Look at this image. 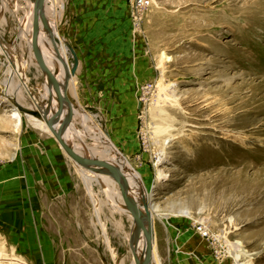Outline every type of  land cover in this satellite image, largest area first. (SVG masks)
Returning a JSON list of instances; mask_svg holds the SVG:
<instances>
[{
  "label": "rangeland",
  "instance_id": "rangeland-1",
  "mask_svg": "<svg viewBox=\"0 0 264 264\" xmlns=\"http://www.w3.org/2000/svg\"><path fill=\"white\" fill-rule=\"evenodd\" d=\"M150 1L139 29L133 25V0H62L60 14L50 7L46 15L74 49L76 16L85 13L91 64L133 69L140 83L135 91L139 149L134 157L122 153L124 171L129 165L136 171L159 207L152 213L158 215L157 231L162 221L167 226L179 221L187 230L181 242L204 246L209 264H264V0ZM30 4L0 0V45L10 47L15 63L0 50V264H88V254L99 264L106 244L118 263L132 264V215L116 181L78 166L52 133L27 116L33 115L26 108L28 92L38 101L32 111L43 118V106L51 104L43 97L47 82L33 47L21 37ZM71 4L75 16L69 18ZM18 66L19 75L9 73ZM23 76L27 83L21 84ZM72 79L68 95L75 98ZM162 82L173 84L176 98L165 112L156 107ZM72 104L92 130L75 117L82 140L71 143L84 156L86 151L102 156L103 142L94 133L107 137L106 108ZM15 109L22 115L20 127L12 118ZM126 184L139 200V189ZM201 226H207L209 237H203ZM237 242L245 258L235 253ZM107 258L114 264L111 255ZM151 264H160L157 252Z\"/></svg>",
  "mask_w": 264,
  "mask_h": 264
},
{
  "label": "crops",
  "instance_id": "crops-1",
  "mask_svg": "<svg viewBox=\"0 0 264 264\" xmlns=\"http://www.w3.org/2000/svg\"><path fill=\"white\" fill-rule=\"evenodd\" d=\"M61 1L62 0H50L49 6H48V2L46 1L44 5L45 12L47 8L51 7L55 11L56 10L58 11L56 12L57 14H60L62 12V6L60 7V5H62ZM29 7L31 9L30 19H28L24 24V28L26 29L27 32H25L21 36L23 37V39H27L28 43H30L29 35H30V27L32 24V18H33V5L30 4ZM73 8L74 5L71 4L70 11L68 14L69 18L75 16L74 15L75 11ZM48 10L49 9H47V11ZM76 11H78L77 8ZM76 17L78 18L77 28H79V35H78V39L76 38L74 39V42L73 41L70 42L74 43L73 45L74 51L76 52L79 60V67L75 76V79L77 81L76 90H78V93L76 91L77 96L75 98L73 96L72 97L69 96V98L72 102L75 100L77 105L79 104V106H83L84 108L90 107L91 103L93 106L95 105L104 106L106 108L105 118L107 120L108 125L105 133L108 138L102 137V139H100L101 133H98V131L94 133L96 137H99L98 139H96V141L99 143L100 141L103 142L102 143L103 150L100 153V155L102 156L97 158H100L98 160L113 162L118 168H120L118 166V161L126 160L122 156V153L129 155L130 157H134V155L137 152L136 150L139 149V146L137 145L138 143L136 136L137 108L135 109V91L139 92L140 83L138 80L135 81V74L131 72L133 71V69H131V71L128 70V68L124 70L122 66H116V64H114L112 67H104V68H101L99 65L96 66L91 64V62L94 61V58L88 56V18L85 13L79 14ZM52 23L56 25V22H52ZM42 39L46 42L48 47L55 54H56V48L60 53V49H58V45L55 47L53 46V41L51 39V34L49 31L47 32L43 30ZM6 47L10 50L9 46ZM13 53L14 52H12V54ZM42 55L53 77L54 72L56 70L55 61L48 53H42ZM4 57H6L9 61H11L9 57L5 55ZM34 58L37 59V56L34 55ZM100 58L98 60H100ZM73 62H74L73 59L69 58L68 61L69 68L73 67ZM16 70L18 74L19 66L18 69ZM117 74H122V75L121 77L120 76L117 77L116 76ZM64 76H65V70L63 68L60 72L61 84ZM72 81H74V79H72ZM72 81L70 82V86L72 85ZM22 82L27 83L25 76L21 77L20 83L23 84ZM58 83L60 85V80L58 81ZM12 87L13 86H11V88ZM9 93L12 94L11 89ZM28 93H29V97H30L29 101L31 102V105H29L26 108H28V110H37L38 109L37 97L32 93L30 94V92ZM102 96L104 97L103 100L101 99ZM43 97L49 98L51 100V104L49 103L45 104L43 106L42 111H44L45 114H47L49 117L55 115L60 110L61 103H59L52 96L50 86L49 87L45 86V92L43 94ZM73 114H74L73 115L74 118L78 116L81 119L85 120L87 126L85 128L88 130H92V128L88 126L89 120L86 115H79L78 110L76 109L73 110ZM20 119L22 124L21 114H20ZM34 119L37 120L39 130L49 132L42 118H34ZM93 132L94 131H90L89 133H87L88 136ZM64 140L68 143L70 142V140L67 137V134H65ZM112 144L115 148H117L116 149L117 152L111 146ZM88 152L90 153V151ZM156 216L154 218L156 251H154L153 255L155 254V252H157L158 260L160 264H163L162 262L164 259L168 262V263L166 262L167 264H209L211 262L209 254L206 253V255H204L205 252V248H203L204 246L200 244L190 245L188 243L181 242L180 236L183 235L182 233L183 231H187V230L185 228L184 230L182 229V226L179 221H177V223L176 221L175 222L172 221V223L169 221L170 222L169 226L165 225L166 222L162 221V226L160 230L157 231ZM157 233L161 237L160 241L157 239ZM167 234L170 235V238L165 237ZM175 235L177 236L176 240L174 239ZM166 240H168V242H166ZM159 247H161L162 250H160ZM106 250L107 251L104 259L103 256L100 255L99 264H109L108 263L109 259L107 258L108 254L112 256L114 264H120L116 261L117 259L115 258L114 250L112 255L107 244H106ZM159 250L163 255V259L162 256L159 254ZM166 252L168 253V256H165ZM91 259L92 258L90 254H88V264H92Z\"/></svg>",
  "mask_w": 264,
  "mask_h": 264
},
{
  "label": "water",
  "instance_id": "water-1",
  "mask_svg": "<svg viewBox=\"0 0 264 264\" xmlns=\"http://www.w3.org/2000/svg\"><path fill=\"white\" fill-rule=\"evenodd\" d=\"M31 4L33 5V18H32V41H33V52L37 56V62L40 66L42 73L44 75V78L47 82V86H50V90L52 92V96L63 105L62 108V129L60 131V134L58 135L56 130L54 129V125L52 123L56 120V117L46 118L44 116V119L46 120V123L51 128V132L56 137L59 144L63 143L64 136L66 133L71 132L72 126H73V104L72 101L69 98L68 91L70 89V81L72 77L76 76V72L79 67V60L77 57L76 52L74 49L70 46H68V49L70 53L73 56V67L69 68L68 63L63 59V57L60 55L59 51L56 48V54L58 56V60L61 62V64L64 67L65 70V79L64 84L62 86L61 92H57L56 90V80L54 77H52L50 70L48 68V65L46 61L44 60V57L42 55L41 49H40V42L42 39V32L49 31V24L48 20L46 18V15L44 13V5L46 0H30ZM54 46H57V41L53 42ZM22 109V108H21ZM35 116H41L37 112H31ZM73 138H76L80 140L78 136H72ZM81 141V140H80ZM62 147L64 148L63 144ZM66 154L79 166L86 167V168H99L106 170L107 173L112 176V178L116 181L118 187L120 188V191L126 201V209L129 211L132 215V221H133V229L130 237V248L135 256V259L137 260L136 264H151L152 263V244H153V228H152V218L151 213L148 207V202L145 201L143 198L144 207H142L138 204L136 198L131 195L130 188H128L126 184V179L124 175V170L118 168L115 164L98 160L90 156L86 152L85 156L78 155L76 152H74L70 147L65 146ZM134 227H136V230H134ZM140 230H144V245L142 247V250L140 251L138 249L136 239L138 235H140Z\"/></svg>",
  "mask_w": 264,
  "mask_h": 264
},
{
  "label": "bare ground",
  "instance_id": "bare-ground-1",
  "mask_svg": "<svg viewBox=\"0 0 264 264\" xmlns=\"http://www.w3.org/2000/svg\"><path fill=\"white\" fill-rule=\"evenodd\" d=\"M47 2H48V6H49V1L50 0H46ZM44 13H45V15H46V12H45V9H44ZM46 18H47V15H46ZM47 20H48V18H47ZM49 21L50 20H48V24H49V32H50V34H51V39H52V41L54 42V41H57V45H59V48H60V55L63 57V59L68 63V61H69V49H68V46L66 45V43L62 40V38H61V36H60V33H59V30H58V28L56 27V25L54 24V23H52L51 21H50V23H49ZM48 32V31H47ZM29 42H30V44L31 45H33V41H32V24H31V27H30V35H29ZM40 49H41V52L42 53H48L53 59H54V61H55V72H54V79L56 80V90H57V92H61V90H62V86H63V84H64V79H65V76H64V78H63V81H62V84H61V79H60V72H61V70L64 68L63 67V65L61 64V62L57 59L58 58V56L48 47V45L46 44V42L43 40V39H41V42H40ZM0 50H2V52L4 53L3 55H5V56H7V57H9L10 58V60H11V63H14V59H12L13 57H12V52L6 47V45H0ZM14 56V55H13ZM57 57V58H56ZM164 59V58H163ZM16 61V60H15ZM15 64V63H14ZM16 66V65H15ZM17 68L15 67V68H13V69H10L9 70V73L11 72L13 75H16V72H17V70H16ZM72 78H74V77H72ZM72 78H71V80H72ZM14 78H13V76H12V78L10 79L11 81L9 82V84L11 85V83H12V80H13ZM60 80V85H59V83H58V81ZM71 82V81H70ZM173 85V84H172ZM168 86L167 85V87H165V85L163 84V82L162 83H160V85H159V87H158V89H159V95H158V101L156 102V107H159V108H161L162 109V112H165V106H169V105H172L173 104V102L176 100V98H175V90L173 91L172 89H173V86ZM263 85V84H262ZM11 88V87H10ZM253 88V87H252ZM15 89V88H14ZM10 92V91H9ZM7 96L9 97V95L7 94ZM10 98H15V99H17V97H16V95H15V97L13 96H11L10 95ZM263 100V99H262ZM177 104V103H176ZM173 105H175V104H173ZM19 108V107H18ZM62 108H63V105L61 104V107H60V110L55 114V115H53V116H51V117H49L47 114H45V117L46 118H53V117H56L57 116V118H56V120L52 123V125H54V129L56 130V132H57V134L59 135V133H60V131H61V129H62ZM16 110V109H15ZM18 110H16L15 111V113H14V115L12 116V118L13 119H15L16 120V124H17V127H20V125H21V119H20V114L17 112ZM30 111V110H29ZM29 111H27V112H29ZM12 112V111H11ZM30 112H35V111H30ZM250 113V112H249ZM40 114V113H39ZM42 114V113H41ZM249 115V114H248ZM27 116H29V117H32V118H42L43 120H44V123H45V125H46V127L48 128V130H49V132L50 133H52L51 132V127L50 126H48L47 125V123H46V120L42 117V116H35V115H30V114H28ZM12 120V119H11ZM15 120H14V122H15ZM51 128V129H50ZM172 128H173V125H172ZM167 129H169L168 130V132H165V133H169V135H170V127L169 128H167ZM228 132V134H230V136H235L236 134H234L233 133V131H227ZM67 134V133H66ZM78 136L79 138H80V136H79V133L77 132V130H76V128L74 127V126H72V129H71V132H70V134L68 133V136H69V140H70V142L68 143V142H66L65 140L63 141V146H64V148L62 147V144L60 143L59 145L61 146V148L63 149V150H65V146H67V147H70L74 152H76L78 155H81V156H84V155H82V152H79V151H77L76 150V148H77V146L76 145H73L72 143H71V140L73 139V137L72 136ZM170 137H172L171 135L169 136V138ZM56 138V137H55ZM81 139V138H80ZM242 139V138H241ZM57 140V139H56ZM58 142V141H57ZM59 143V142H58ZM81 146V145H80ZM259 146V145H258ZM82 147V146H81ZM258 148V147H257ZM88 149V148H87ZM86 152H88V151H86ZM65 154H66V152H65ZM88 154H89V152H88ZM95 159H97V158H95ZM72 160V159H71ZM73 161V160H72ZM107 162H109V163H112V164H114L113 162H110V161H107ZM79 166V165H78ZM118 166L120 167V168H122L123 170L124 169H126V162L124 161V160H119L118 161ZM95 169H97V170H100L101 172H99V173H96L95 172V175H97V177L98 178H100V177H102V176H106V177H108V178H110V179H113V178H111L109 175H108V173H107V171L106 170H103V169H99V168H95ZM251 169V168H250ZM160 172H165V170L164 169H160ZM124 175H125V179L130 183V184H132L134 187H137L138 189H139V191H140V193L138 194V197L140 198L139 200L137 199V201H139V203H140V206L142 207V209H143V207H144V203H143V198L145 199V201H147L148 202V207H149V210H150V213H151V218H152V228H153V244H152V249H150V250H152V255H153V253H154V238H155V232H154V217H153V214L154 213H156V212H158L159 210H158V206L152 201V199L150 198V196L148 195V192H146V190H145V188H144V186H143V181H142V179H140L139 177H138V174L136 173V171H134L133 170V168L129 165L128 166V172L125 170L124 171ZM254 175V174H253ZM167 177V176H166ZM246 178V177H245ZM114 180V179H113ZM144 196V197H143ZM151 199V200H150ZM128 213H130L129 211H128ZM153 213V214H152ZM180 214L181 215H183V216H189L190 215V213L189 212H185V211H181L180 212ZM134 230H136V227H134ZM130 237H131V235H130ZM145 236H144V230H140V235H138V237H137V246H138V249L141 251L142 250V247H143V245H144V241H145V238H144ZM129 242H130V239H129ZM243 244L241 243V242H237V243H235L234 245H232L233 246V249L235 250V253L237 254L238 253V256L240 257V258H245L246 257V255H247V253L246 252H244V250L242 249L243 248V246H242ZM130 246V245H129ZM130 250H131V248H130ZM132 251V250H131ZM135 258V257H134ZM137 263V260L136 259H133V262H132V264H136Z\"/></svg>",
  "mask_w": 264,
  "mask_h": 264
},
{
  "label": "built area",
  "instance_id": "built-area-1",
  "mask_svg": "<svg viewBox=\"0 0 264 264\" xmlns=\"http://www.w3.org/2000/svg\"><path fill=\"white\" fill-rule=\"evenodd\" d=\"M133 13H132V20H133V25L136 28L141 27V23L143 20V16L145 15V12L151 7V1L150 0H133ZM202 225V224H200ZM204 225V224H203ZM203 237H209V230L206 226H201L198 229Z\"/></svg>",
  "mask_w": 264,
  "mask_h": 264
}]
</instances>
